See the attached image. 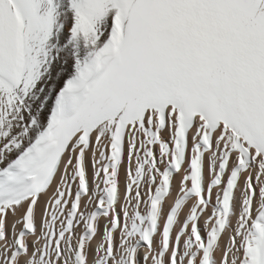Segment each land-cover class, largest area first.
I'll list each match as a JSON object with an SVG mask.
<instances>
[{
    "label": "snow or ice",
    "instance_id": "6c2138e0",
    "mask_svg": "<svg viewBox=\"0 0 264 264\" xmlns=\"http://www.w3.org/2000/svg\"><path fill=\"white\" fill-rule=\"evenodd\" d=\"M0 264H264V0H0Z\"/></svg>",
    "mask_w": 264,
    "mask_h": 264
}]
</instances>
